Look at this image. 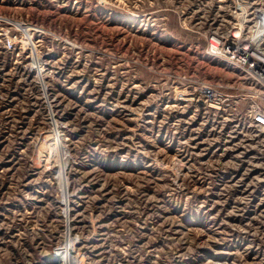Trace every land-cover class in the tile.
Returning a JSON list of instances; mask_svg holds the SVG:
<instances>
[{
  "label": "rangeland",
  "instance_id": "1",
  "mask_svg": "<svg viewBox=\"0 0 264 264\" xmlns=\"http://www.w3.org/2000/svg\"><path fill=\"white\" fill-rule=\"evenodd\" d=\"M258 7L0 0V264H264Z\"/></svg>",
  "mask_w": 264,
  "mask_h": 264
},
{
  "label": "built area",
  "instance_id": "2",
  "mask_svg": "<svg viewBox=\"0 0 264 264\" xmlns=\"http://www.w3.org/2000/svg\"><path fill=\"white\" fill-rule=\"evenodd\" d=\"M254 17L255 21L253 24V32L255 33V30H259V32L255 33L256 38H263L264 29H261L257 26L256 21L258 20V17L256 10L254 12ZM232 37H235V35ZM233 45L234 44L230 45L223 35L216 33L211 34L207 42V47L211 52H216V50H224L227 56L230 55L236 58V62H234V64L237 66L238 71L242 74L240 79L245 76L251 81L254 80L255 83L259 81L261 82L260 84H262L264 82V55L260 56L254 50L247 52L246 50L239 48L237 45H234L235 48H233ZM196 97L198 98L197 101L202 103L204 106H216L219 103L224 102L226 100L225 97L228 96L226 94H217L212 87L204 86Z\"/></svg>",
  "mask_w": 264,
  "mask_h": 264
},
{
  "label": "bare ground",
  "instance_id": "3",
  "mask_svg": "<svg viewBox=\"0 0 264 264\" xmlns=\"http://www.w3.org/2000/svg\"><path fill=\"white\" fill-rule=\"evenodd\" d=\"M257 3V2H256ZM257 7V6H256ZM243 11V10H242ZM242 11H240V12H242ZM235 12H237V11H235ZM256 12H257V17H258V20L256 21V23H257V26L259 27V28H261V29H264V9L263 8H261V7H258L257 9H256ZM234 13V12H233ZM243 13H245V12H243ZM243 13L241 14V15H243ZM234 15V14H233ZM241 15H239V16H241ZM233 17H236V16H233ZM239 18V17H238ZM253 25V24H252ZM250 26V25H249ZM252 27V26H251ZM239 29V28H238ZM237 29V30H238ZM240 30V29H239ZM238 30V31H239ZM249 30H251V29H249ZM232 31V30H231ZM251 32V31H250ZM252 32H253V28H252ZM252 32H251V34H252ZM257 32H259V30H255V33H257ZM240 33V32H239ZM249 35V34H248ZM254 36L252 35V37H251V39L253 38ZM254 38H256V37H254ZM253 38V39H254ZM239 39V38H238ZM257 40H259L260 38H256ZM256 39H254V40H256ZM240 40V39H239ZM263 40V39H262ZM261 40V41H262ZM250 41V40H249ZM253 41V40H252ZM257 42V41H256ZM259 42V41H258ZM252 44V43H251ZM261 47V46H260ZM236 49H238V48H236ZM261 54H263V53H261ZM58 146V148L59 149H61V145L60 144H58L57 145ZM180 146V145H179ZM65 149V148H64ZM143 214V213H142ZM217 227V226H216ZM68 246V245H67ZM59 250V249H58ZM60 250H62V249H60ZM62 252V260H64V259H66V258H69L70 257V259H71V264H73V262H74V259H75V256L74 255H72L71 253H70V251H69V249L66 247L65 249H64V251H61ZM61 252H60V254H61Z\"/></svg>",
  "mask_w": 264,
  "mask_h": 264
}]
</instances>
